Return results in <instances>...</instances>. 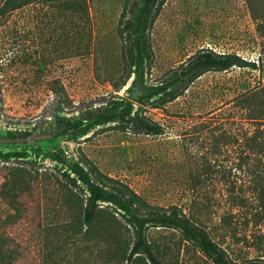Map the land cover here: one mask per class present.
<instances>
[{
  "label": "rangeland",
  "instance_id": "obj_1",
  "mask_svg": "<svg viewBox=\"0 0 264 264\" xmlns=\"http://www.w3.org/2000/svg\"><path fill=\"white\" fill-rule=\"evenodd\" d=\"M135 1L94 0L90 4L94 54L89 60L78 59L72 64L61 60L47 69L45 76L37 64L34 68V26L30 28L22 14L0 19V55L6 53L2 62L9 65L5 74L0 72V192L8 169L24 167L62 180L69 176L76 180L69 164L80 163L86 169L92 164L102 175L129 185L150 205L168 207L189 201L184 199L185 189L180 183L187 180V166L199 163L206 153L203 143L207 131H200L198 125L235 130L242 112L235 104L236 93L249 87L264 88V0H160L157 18L145 37L141 69L137 68L136 42L125 27ZM15 50L23 55L21 59L6 56ZM207 50L237 54L251 66L207 73L180 98L155 108L159 97L147 99L149 89L161 85L170 71L191 56ZM23 65L32 67L24 70ZM139 88L140 95L133 98ZM260 95L264 103V91ZM117 103L124 104L120 108L123 118L101 125L85 119L89 113ZM137 115L165 127L164 134H133L128 119ZM76 120L84 122L85 132L68 129ZM233 155L223 152L211 159L220 171L231 168L239 179ZM77 184V191L86 197L83 186ZM211 184L202 199L213 201V223L209 225L212 239L236 263L253 260L264 264V225L256 230L263 233L262 240L252 234L248 242L244 241L251 233L243 229L241 220L236 238H225L219 217L229 205L220 196L221 188ZM37 189L33 184L25 197L34 213L39 207ZM99 207L115 213L133 233L132 226L112 205L99 203ZM3 211L0 205V241L5 238L14 249L22 228L13 220L4 226ZM25 222L24 229L29 220ZM158 232H162L161 240L172 239L179 248L171 252L165 264H214L180 232L147 228L153 237H159Z\"/></svg>",
  "mask_w": 264,
  "mask_h": 264
},
{
  "label": "trees",
  "instance_id": "obj_2",
  "mask_svg": "<svg viewBox=\"0 0 264 264\" xmlns=\"http://www.w3.org/2000/svg\"><path fill=\"white\" fill-rule=\"evenodd\" d=\"M93 1L0 0V19L22 14L29 20L30 28L34 26L37 36L33 46L37 60L34 68L37 64L44 75L47 69L61 60L72 64L78 59L89 60L94 54L90 9ZM159 4L160 0H136L130 10L131 17L125 27L128 36L136 42L138 69L144 62L145 37L157 18ZM8 52L6 56L11 59L23 56H19L17 51ZM5 54L0 55L2 75L9 67L8 63L2 62ZM28 59L25 56L24 61ZM23 66L24 70L32 67ZM248 66L251 65L237 54L199 51L170 71L161 85L149 89L147 99L159 97L155 108H160L180 98L207 73H227ZM261 91L264 88L254 90L249 87L236 93L235 104L242 112L235 130L223 128L219 131L215 125L204 126L207 123L198 125L200 131H207L203 143L206 153L201 155L199 163L187 166V180L180 183L185 189L182 192L184 199L189 198L186 203H173L168 207L150 205L132 187L102 175L92 164L86 169L80 163H70L76 180L70 176L62 180L24 167L8 169L9 175L0 192L3 223L7 226L13 220L22 230L15 240L14 249H10L5 238H1L0 264H165L171 252H178L179 248L171 238L161 240L162 232H158L159 237L148 235V227L180 232L185 241L214 264H256L253 260L243 263L232 261L227 251L212 239L213 213L210 205L213 201L209 197L206 200L202 198L208 184L219 186L221 198L229 205L224 216L219 217L220 230L224 231L225 238H236L241 220L243 229L251 233L244 241L248 242L252 234L257 240H262L263 233L256 231L260 230L261 224L264 225V103L261 102ZM122 106L123 103H117L110 108L97 109L85 119L101 125L123 118ZM127 106L131 107L130 104ZM128 124L136 135L164 134L165 127L138 115L129 118ZM67 127L79 133L87 129L80 120ZM191 142L194 143L193 140ZM223 152L228 155L235 153L234 169L239 172V179L231 168L220 171L216 161H212V157ZM189 156L195 160L194 153ZM77 182L85 189L86 197L77 191L80 189ZM33 184L38 186V217L30 201L25 199ZM99 203L112 205L115 212L132 226L133 233L115 217V213L99 207ZM26 220L29 223L24 229Z\"/></svg>",
  "mask_w": 264,
  "mask_h": 264
},
{
  "label": "water",
  "instance_id": "obj_3",
  "mask_svg": "<svg viewBox=\"0 0 264 264\" xmlns=\"http://www.w3.org/2000/svg\"><path fill=\"white\" fill-rule=\"evenodd\" d=\"M140 93H141V89L139 88L133 95H132V97L133 98H137L139 95H140Z\"/></svg>",
  "mask_w": 264,
  "mask_h": 264
}]
</instances>
